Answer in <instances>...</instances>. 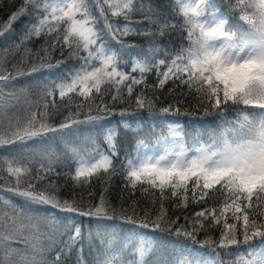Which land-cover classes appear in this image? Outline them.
Instances as JSON below:
<instances>
[{
    "label": "snow or ice",
    "instance_id": "obj_1",
    "mask_svg": "<svg viewBox=\"0 0 264 264\" xmlns=\"http://www.w3.org/2000/svg\"><path fill=\"white\" fill-rule=\"evenodd\" d=\"M225 3L227 11L216 0H174V14L183 19V24L165 21L164 28L184 32L188 47L181 46L174 53H167L151 66L134 61L132 72L144 74L155 69L160 87L168 80H179L190 89L195 88L201 102L219 110L221 116L229 107L234 108L236 118L227 121V127L218 134L210 133V143L199 142L189 148L184 142V125L178 119H169L189 113H181L179 107L172 105L157 112L153 100L140 93L135 97L137 109L134 112L122 110L120 126L104 130L106 149L91 137L83 141L85 145L91 144L90 148L71 149L77 164L73 180L89 183L94 176L116 171L119 127L137 133L147 124L142 118L144 111L148 117H163L161 123L166 125L167 134L159 136L151 148L144 139L134 136V151L125 153L120 170L132 188L138 184L148 185L159 191L161 200L170 195L184 206L189 196L195 202L222 201L219 209L205 208L196 213L200 228L204 227V220L220 224L221 217L225 218L219 241H198L195 225L192 231L183 226L173 230L174 222L167 221L163 211L155 220H141L124 210L117 213L108 206L103 195L97 204L83 208L74 200L61 201L45 190H34L35 180L51 171V153L42 157L49 160V165L45 169L42 164L35 178L29 167H13L19 164L16 156H2L0 162L7 164V172L16 179V187L7 190L22 198L24 206L18 208L10 199L3 201L12 211H0V264H65L73 249L82 257L83 228L73 225L62 232L54 217L41 214L39 206L42 205L77 213L102 226L96 234L89 233V238L96 241L100 249L93 264H116V261L128 264L123 259L126 254L138 258L132 264H148L147 257L164 247V238L157 233L173 234V231L175 236H184L192 244L200 245L195 251L187 246L179 249L175 264H264V212H257L264 201V0H225ZM142 7L140 0H21L9 18L7 30L10 31L11 24L20 17L27 16L31 23L26 26L21 43L33 36L46 35L52 38L50 48H69L70 55L77 57L78 65L50 81L51 87H46L42 93L43 104L29 113L23 125L19 118L4 115L6 109L0 102V129L5 120L8 127V134L0 130V149L6 150L17 142L25 145L29 140H37L41 145L56 138L63 140L80 131L81 126H92L103 119L91 114V106L84 119H80L82 103L75 112L70 110L59 125L49 124V106L57 105L54 99L47 98L57 91L61 99L68 96L69 102V94H75L85 102L94 103V97L103 95L102 85L107 84L115 86L113 101L122 99L125 92L131 98L134 86L144 81L120 71L117 51L107 45L102 36L105 31L114 38L127 35L133 30L131 24L141 23L131 17L142 11ZM94 8L99 10L98 16ZM108 12L111 17H123V26L118 20H112ZM101 18L103 27L99 26ZM2 35L4 33L0 32ZM60 63L46 66L59 68ZM11 79L10 74L0 73V87L7 86ZM40 107L44 111H39ZM108 110L106 104L97 105L98 112ZM205 114H208L207 108ZM129 117L133 123L129 122ZM151 127L155 130V124ZM25 176L27 186L21 189L19 185ZM229 213L233 223H228ZM238 234L242 240L238 239ZM62 236L66 239L61 240ZM146 236L152 239H144ZM129 237L138 240L134 243ZM14 243L22 247H14ZM206 246L208 251H204ZM222 256L230 259L226 262Z\"/></svg>",
    "mask_w": 264,
    "mask_h": 264
},
{
    "label": "trees",
    "instance_id": "obj_2",
    "mask_svg": "<svg viewBox=\"0 0 264 264\" xmlns=\"http://www.w3.org/2000/svg\"><path fill=\"white\" fill-rule=\"evenodd\" d=\"M143 5L142 11H137L131 17L133 21H141V23H133L130 27L133 29L127 35H117L112 37L105 34L102 36L103 41L112 49L117 51L120 60V71H124L129 75H134L136 79L143 80L144 83L134 86V93L131 98L122 94V99L113 101L111 96L114 93L115 86L107 84L102 85L103 95L100 98L94 97V103L85 102L83 97L69 94L63 99L59 96V92H55L48 100H55L56 107L51 105L48 109L47 122L53 126L59 125L68 116L69 111L75 112L77 105L84 104L80 112V119L88 114L89 106H91V114L103 117L102 120L96 122L92 126H81V130L71 136L64 137L63 140L56 138L55 140L46 142L41 145L37 140H29L25 145L19 142L8 146V149H0V157L16 156L19 164L16 166H27L30 168L31 176L37 177V170L43 164L47 169L49 165L48 159H42L49 153L51 156V171H48L43 178L35 180L36 191L45 190L56 196L57 199L64 201H75L80 207L88 208L97 204L101 195L106 199L108 206L114 208L117 213L124 210L128 215H135L143 220H155L158 215L166 214L167 221H173L171 225L173 230L181 227L187 231H192L195 225L197 229L196 239L204 241L211 239L218 242L221 231L223 230L224 217H221L220 224L211 223L210 220H204V227L200 228V221L197 220L196 213L205 208L215 207L219 209L222 201L207 200L195 202L189 196L187 206L180 203L178 199L172 198L170 195L161 200L159 191L149 188L148 185L138 184L132 188L126 181L125 175L121 172V162L124 160L126 152H133L135 146L134 136L144 139L151 148L162 134H167V127L162 124L163 117H148L147 112L142 113V118L147 121L145 127L137 133L125 130L119 127V135L116 140L119 149V157L114 161L116 171L110 175H99L91 178L89 183H80L73 180V175L77 167L72 157L71 149L83 150L84 147H91V144L85 145L83 141L87 137H91L100 145L101 148H107L103 142L105 129L117 128L120 126L122 110L134 112L137 109L135 103L136 95L143 93L146 97L151 98L154 102V109L158 112L164 107L172 105L179 107L181 113H189L188 115H180L170 117V120L178 119L183 125L184 142L189 146L192 142L210 143V133L218 134L222 128L227 127V121L236 118V110L229 107L221 116L219 110L211 108L206 102H201L199 94L195 88L190 89L186 84L179 80H168L162 87L159 86V80L156 70L148 71L141 74L139 71L132 72L133 62L140 61L153 65L159 59H164L167 53H174L181 46L188 47L186 34L180 30H166L164 22L183 24V19L174 14V0H140ZM21 0H0V32L4 35L0 36V73L10 74L11 79L7 86L0 87V102L5 106V116L19 118L21 125L25 123V118L31 111L37 110L38 104H43L42 93L46 87H51L50 81L56 80L61 74L70 70L74 65H78L76 56L70 55V49L65 47L61 49L57 46L55 49L50 48L52 38L46 35L40 37L33 36L31 39L21 43L26 26L31 23L27 16L20 17L16 22L11 24V30L8 31V21L11 14L18 8ZM225 11L228 6L225 0H216ZM98 16L99 10L93 9ZM112 20H118L123 26V17H111ZM239 13H236V17ZM147 17V18H146ZM103 19L100 20V27H103ZM163 30V35L161 31ZM19 46V47H18ZM49 49L47 52L44 49ZM83 54V53H82ZM60 61L59 68H47V64H56ZM43 65V66H42ZM33 68L37 69L33 71ZM163 70V69H161ZM59 82V81H57ZM123 87V85H121ZM101 103L108 106V112H98L97 105ZM243 107V106H241ZM207 108L208 114H205ZM44 111L42 107L38 109ZM133 123L131 117L128 118ZM155 124V130L151 127ZM8 134L7 120L4 121L3 128L0 129ZM85 159L87 157L85 156ZM28 177H24L19 187L24 189L27 186ZM8 187H16V179L7 172V164L0 162V211L11 213L12 209L3 203L4 200H12L18 208H23L24 201L22 198L15 196L13 192L8 191ZM144 188H149L144 191ZM261 207L257 212H264V201H261ZM41 214L48 216L50 211H54L51 216L54 217L61 225V231L71 228L73 225H80L83 228L85 239L81 242L83 245L82 257L79 252L73 249L71 255L65 259V264H93L100 251L96 241L89 238V233L93 235L101 230V225L95 220L90 222L89 218L82 217L77 213L61 212L58 209L51 208L47 205L39 206ZM231 214H228V223H233ZM242 223V221L240 222ZM119 225V221L116 222ZM43 228L44 225H41ZM132 227L131 225L128 226ZM239 228V224L237 225ZM113 231L115 229H112ZM107 231V230H106ZM149 231V230H143ZM123 235V233H121ZM164 238V247L155 251L147 257L148 264H175L179 255V249L187 246L191 249L198 250L199 244H192L190 240H186L184 236H175L167 233H157ZM66 239L62 236L61 240ZM135 243L137 237H129ZM146 240L152 239L150 236L144 237ZM238 239L242 240V236L238 234ZM251 243L257 244L258 241ZM14 247L21 246L13 244ZM242 248L247 247L241 245ZM235 248V246H233ZM206 246L204 251H208ZM223 252V250H220ZM54 252L50 255V259ZM134 259V256H130ZM226 262L230 259L228 256H222ZM119 264V261H116Z\"/></svg>",
    "mask_w": 264,
    "mask_h": 264
}]
</instances>
